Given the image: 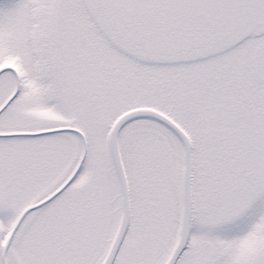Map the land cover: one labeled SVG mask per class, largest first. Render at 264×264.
Masks as SVG:
<instances>
[{
	"label": "snow or ice",
	"instance_id": "obj_1",
	"mask_svg": "<svg viewBox=\"0 0 264 264\" xmlns=\"http://www.w3.org/2000/svg\"><path fill=\"white\" fill-rule=\"evenodd\" d=\"M0 264H264V0H0Z\"/></svg>",
	"mask_w": 264,
	"mask_h": 264
}]
</instances>
